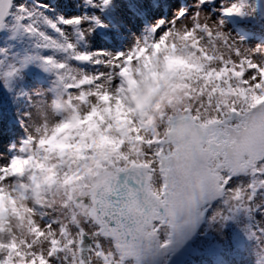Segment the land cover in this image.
Instances as JSON below:
<instances>
[{
  "label": "snow or ice",
  "instance_id": "1",
  "mask_svg": "<svg viewBox=\"0 0 264 264\" xmlns=\"http://www.w3.org/2000/svg\"><path fill=\"white\" fill-rule=\"evenodd\" d=\"M5 113L0 264H264V0H0Z\"/></svg>",
  "mask_w": 264,
  "mask_h": 264
},
{
  "label": "rangeland",
  "instance_id": "2",
  "mask_svg": "<svg viewBox=\"0 0 264 264\" xmlns=\"http://www.w3.org/2000/svg\"><path fill=\"white\" fill-rule=\"evenodd\" d=\"M175 4L178 7L179 6V0H175ZM165 8L167 10L168 15L171 16L172 15V11H174V9L173 10H169L167 7H165ZM162 11H158L156 16L162 15L164 13V12L162 13ZM167 63H168V60H167L166 64ZM164 70H165V67H163L161 69H154L152 71L154 73H156L157 74V78H159L158 74L161 73ZM161 83H163V82H161ZM161 83H160V85H161ZM10 121H11V116L8 113H5L3 115V117H2V119H0V124L3 125L4 128H6L4 130V140H0V141L6 142L8 136L11 134V130H10L11 129V123H10ZM106 123H112L115 126L123 128L124 126H126V123H127L126 111L124 109H121L119 111L114 109L112 111V113L107 114V115L104 116V123L101 122L100 117H95V124L100 126V130L97 131L96 126L93 125L91 127L90 135L89 136H85L84 137V141H85L86 144L94 145V147L97 149V151L101 152V153L103 151L107 150L110 147H115V145L118 143V138L114 139L113 136H112V132L114 131V129H110L108 134H105L103 132V129H104ZM85 127H88V125L86 124ZM7 130H9L8 134H7ZM1 135H0V137H1ZM5 135H6V137H5ZM77 139H79V137H77ZM100 143H103V145H104L103 148H100V147L97 146Z\"/></svg>",
  "mask_w": 264,
  "mask_h": 264
},
{
  "label": "clouds",
  "instance_id": "3",
  "mask_svg": "<svg viewBox=\"0 0 264 264\" xmlns=\"http://www.w3.org/2000/svg\"><path fill=\"white\" fill-rule=\"evenodd\" d=\"M149 67L150 72L146 76L145 81H143L141 84L142 94L138 96V99L141 103H144L147 100L148 96H150L160 86L161 82H166L170 74L173 72L183 73L187 70L188 65L181 58L170 56L168 63L164 66L165 70L158 74L159 78H157V74L151 70V66ZM115 109L119 111L123 108L118 104ZM97 146L100 148L104 147L103 143H100Z\"/></svg>",
  "mask_w": 264,
  "mask_h": 264
},
{
  "label": "bare ground",
  "instance_id": "4",
  "mask_svg": "<svg viewBox=\"0 0 264 264\" xmlns=\"http://www.w3.org/2000/svg\"><path fill=\"white\" fill-rule=\"evenodd\" d=\"M157 12H158V11H157ZM157 12L155 13V15L157 14ZM163 12H167L166 8H164V10L162 11V13H163ZM5 129H6V128H4L3 125L0 124V135L2 134L1 137H0V140H4V130H5ZM10 130H11V129H10ZM8 131H9V130H7V134H8ZM7 134H6V135H7ZM6 135H5V137H6Z\"/></svg>",
  "mask_w": 264,
  "mask_h": 264
}]
</instances>
